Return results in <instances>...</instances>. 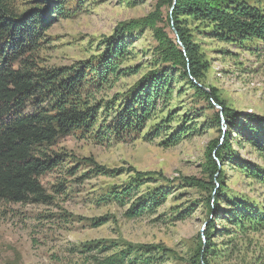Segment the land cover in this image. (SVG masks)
<instances>
[{
  "label": "rangeland",
  "instance_id": "obj_1",
  "mask_svg": "<svg viewBox=\"0 0 264 264\" xmlns=\"http://www.w3.org/2000/svg\"><path fill=\"white\" fill-rule=\"evenodd\" d=\"M7 1L17 14L37 4L49 5L51 14V4L60 0ZM158 3L84 0L67 16L51 14L56 19L33 52L35 63L49 69L96 61L119 23L147 17ZM168 9L160 10L165 15ZM125 41L130 44L125 54L132 51L133 56L122 58L120 71L93 93L100 106L93 129L59 135L49 148L51 155L60 158L57 166L39 177L48 199L0 201V264H105L113 254L122 259L119 264H146V257H151L148 264L198 263L197 247L206 234L210 216L206 198L211 191L189 187L178 178L202 176L207 146L223 139L228 126L225 121L216 124L211 109L205 102H196L184 80L168 87L169 80L165 93L154 94L150 101L154 110L144 124L114 134L115 117L134 97L130 89L138 87L151 67H159L152 62L151 29L135 28ZM211 45L204 84L216 87L226 105L238 112L264 115V43L254 42L249 50L223 42ZM176 132L179 140L174 142ZM233 155L264 166L248 144L235 143ZM132 169L160 173L164 179L150 174L136 185ZM224 169L227 188L254 201L264 199V185L245 179L228 165ZM122 188L127 190L122 193ZM160 188L164 199L150 201L151 206L147 204L139 215L126 214L133 210L132 204L147 201ZM227 229L231 233L232 228ZM231 237L227 234L223 243L215 238L220 254L209 257L208 264H264V231L237 235V246L232 248ZM138 245L152 248L144 246L137 252Z\"/></svg>",
  "mask_w": 264,
  "mask_h": 264
},
{
  "label": "trees",
  "instance_id": "obj_2",
  "mask_svg": "<svg viewBox=\"0 0 264 264\" xmlns=\"http://www.w3.org/2000/svg\"><path fill=\"white\" fill-rule=\"evenodd\" d=\"M83 1L60 0L51 4L50 12L67 16ZM165 6L169 9L163 15L160 9ZM51 14L49 5L39 4L17 14L7 0H0V201L48 199L39 177L57 166L60 158L51 155L49 148L59 135L93 129L100 107L93 101V93L109 76L120 71L118 64L122 58L127 54L133 56L132 51L125 54L124 50L130 47L125 36L135 28H149L155 41L152 62L159 67H151L148 74L140 77L138 87L130 89L134 97L115 117L112 131L121 135L122 130L131 132L144 124L154 110L150 104L154 94L163 95L169 80L168 87L175 80H184L196 102H205L211 109L216 124L220 125L223 117L228 126L223 139L207 146L202 176L178 178L189 187L211 191L206 198L210 216L206 234L197 247V264H208L209 257H218L217 237L223 243L230 234L228 246L232 248L237 246V235L264 231V199L254 201L227 188L224 169L228 165L245 179L264 185V166L233 155L235 143L248 144L253 155L264 161V115L238 112L226 105L216 87L203 82L210 64L211 44L223 42L249 50L254 42L264 43V0H159L155 12L147 17L119 23L112 36L105 39L96 61L92 58L79 62L78 66L45 69L35 63L33 52L47 26L56 19ZM167 94V98L171 96L170 91ZM177 133L174 142L179 140ZM131 173L136 185L150 174L164 179L162 174L151 171L132 169ZM126 190L122 188V193ZM165 195L162 188L157 189L152 198L132 204L133 210L128 209L126 214L139 215L147 204L151 206L150 201L164 199ZM217 222L226 223L217 226ZM227 226L232 228L231 233ZM144 246L152 248L138 245L137 252ZM122 254L124 257L125 252ZM116 256L108 255L105 264H119L122 259ZM150 258L144 259L146 264Z\"/></svg>",
  "mask_w": 264,
  "mask_h": 264
},
{
  "label": "water",
  "instance_id": "obj_3",
  "mask_svg": "<svg viewBox=\"0 0 264 264\" xmlns=\"http://www.w3.org/2000/svg\"><path fill=\"white\" fill-rule=\"evenodd\" d=\"M175 1V0H174ZM174 30V28H173ZM180 43V41H178ZM181 44V43H180ZM193 81L201 88H203L204 90L208 91V88L204 87L203 85H201L200 83L196 82V80L193 79ZM214 106L217 107L218 109H222L217 103L213 102ZM221 121L224 122V118L221 117Z\"/></svg>",
  "mask_w": 264,
  "mask_h": 264
}]
</instances>
